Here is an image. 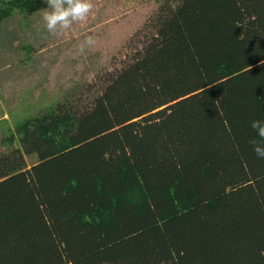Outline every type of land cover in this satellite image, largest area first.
<instances>
[{"label": "trees", "instance_id": "1", "mask_svg": "<svg viewBox=\"0 0 264 264\" xmlns=\"http://www.w3.org/2000/svg\"><path fill=\"white\" fill-rule=\"evenodd\" d=\"M163 1L91 107L6 138L0 264H264V0Z\"/></svg>", "mask_w": 264, "mask_h": 264}, {"label": "rangeland", "instance_id": "2", "mask_svg": "<svg viewBox=\"0 0 264 264\" xmlns=\"http://www.w3.org/2000/svg\"><path fill=\"white\" fill-rule=\"evenodd\" d=\"M85 22L74 23L63 35L49 34L43 11L15 13L0 24V156L17 148L6 138L23 120L48 108L68 104L76 111L91 107L103 81L140 51L151 20L163 0H90ZM88 36L94 46L79 51ZM27 168L37 162L24 156Z\"/></svg>", "mask_w": 264, "mask_h": 264}, {"label": "clouds", "instance_id": "3", "mask_svg": "<svg viewBox=\"0 0 264 264\" xmlns=\"http://www.w3.org/2000/svg\"><path fill=\"white\" fill-rule=\"evenodd\" d=\"M92 9L93 4L90 0H47V8L43 12L42 20L49 34L63 35L74 23L85 22ZM95 43V37L88 36L80 43L79 51L83 54ZM250 127L259 139L251 138L249 144L254 154L264 159V120H253Z\"/></svg>", "mask_w": 264, "mask_h": 264}]
</instances>
